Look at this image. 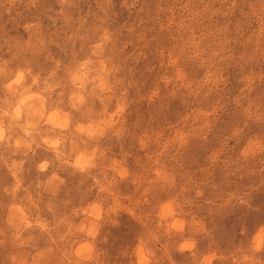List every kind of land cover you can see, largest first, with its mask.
Masks as SVG:
<instances>
[{"label": "clouds", "instance_id": "clouds-1", "mask_svg": "<svg viewBox=\"0 0 264 264\" xmlns=\"http://www.w3.org/2000/svg\"><path fill=\"white\" fill-rule=\"evenodd\" d=\"M0 264H264V0H0Z\"/></svg>", "mask_w": 264, "mask_h": 264}, {"label": "rangeland", "instance_id": "rangeland-1", "mask_svg": "<svg viewBox=\"0 0 264 264\" xmlns=\"http://www.w3.org/2000/svg\"><path fill=\"white\" fill-rule=\"evenodd\" d=\"M4 179H5V181H7L9 179V177L7 176V173H5Z\"/></svg>", "mask_w": 264, "mask_h": 264}]
</instances>
